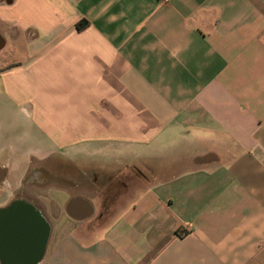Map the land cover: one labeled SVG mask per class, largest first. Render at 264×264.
<instances>
[{
    "label": "crops",
    "instance_id": "0c3cea01",
    "mask_svg": "<svg viewBox=\"0 0 264 264\" xmlns=\"http://www.w3.org/2000/svg\"><path fill=\"white\" fill-rule=\"evenodd\" d=\"M0 37L34 264H264V0H0Z\"/></svg>",
    "mask_w": 264,
    "mask_h": 264
},
{
    "label": "water",
    "instance_id": "95a60500",
    "mask_svg": "<svg viewBox=\"0 0 264 264\" xmlns=\"http://www.w3.org/2000/svg\"><path fill=\"white\" fill-rule=\"evenodd\" d=\"M4 40L0 37V51ZM82 199H73L66 213L77 219V206ZM87 204V203H86ZM48 228L44 221L29 211L28 206H16L0 216V255L9 264H34L46 240Z\"/></svg>",
    "mask_w": 264,
    "mask_h": 264
},
{
    "label": "rangeland",
    "instance_id": "374dc122",
    "mask_svg": "<svg viewBox=\"0 0 264 264\" xmlns=\"http://www.w3.org/2000/svg\"><path fill=\"white\" fill-rule=\"evenodd\" d=\"M90 154H92L94 157H99V156H103V153L101 152V153H94V152H92V153H90ZM134 182H136V180H130V183H134ZM60 197H61V203H65V201H67V199H68V194H61L60 195ZM62 218H65V219H67V217L66 216H63ZM94 221V220H93ZM100 227V226H99ZM102 229V227H100L99 228V230H101Z\"/></svg>",
    "mask_w": 264,
    "mask_h": 264
},
{
    "label": "trees",
    "instance_id": "16d2710c",
    "mask_svg": "<svg viewBox=\"0 0 264 264\" xmlns=\"http://www.w3.org/2000/svg\"><path fill=\"white\" fill-rule=\"evenodd\" d=\"M85 25L84 24H79L78 29L81 30Z\"/></svg>",
    "mask_w": 264,
    "mask_h": 264
}]
</instances>
